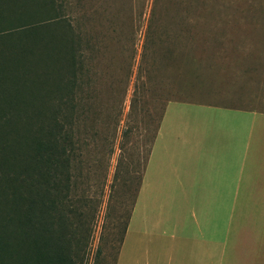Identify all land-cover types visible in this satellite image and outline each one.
Returning a JSON list of instances; mask_svg holds the SVG:
<instances>
[{"label": "rangeland", "instance_id": "374dc122", "mask_svg": "<svg viewBox=\"0 0 264 264\" xmlns=\"http://www.w3.org/2000/svg\"><path fill=\"white\" fill-rule=\"evenodd\" d=\"M69 4L74 23L91 38L86 82L102 92L104 103L98 119H80L69 196L89 228L85 264H115L167 105L196 102L264 112V0ZM168 50L171 59L164 55ZM255 118L250 155L262 147V116Z\"/></svg>", "mask_w": 264, "mask_h": 264}, {"label": "trees", "instance_id": "16d2710c", "mask_svg": "<svg viewBox=\"0 0 264 264\" xmlns=\"http://www.w3.org/2000/svg\"><path fill=\"white\" fill-rule=\"evenodd\" d=\"M69 5L0 0V264L86 263L90 233L69 196L71 169L80 119H98L104 103L86 82L91 38Z\"/></svg>", "mask_w": 264, "mask_h": 264}, {"label": "crops", "instance_id": "0c3cea01", "mask_svg": "<svg viewBox=\"0 0 264 264\" xmlns=\"http://www.w3.org/2000/svg\"><path fill=\"white\" fill-rule=\"evenodd\" d=\"M115 264H264V112L167 105Z\"/></svg>", "mask_w": 264, "mask_h": 264}]
</instances>
